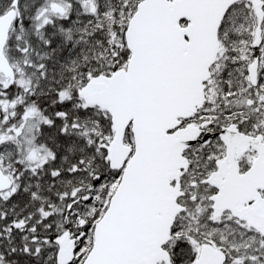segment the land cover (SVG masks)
Listing matches in <instances>:
<instances>
[{"label":"snow or ice","instance_id":"obj_1","mask_svg":"<svg viewBox=\"0 0 264 264\" xmlns=\"http://www.w3.org/2000/svg\"><path fill=\"white\" fill-rule=\"evenodd\" d=\"M0 264H264V0H0Z\"/></svg>","mask_w":264,"mask_h":264}]
</instances>
